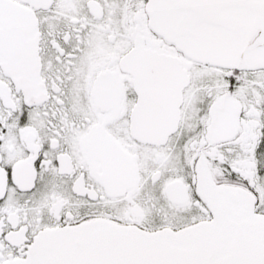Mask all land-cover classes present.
Masks as SVG:
<instances>
[{
    "label": "snow or ice",
    "instance_id": "6c2138e0",
    "mask_svg": "<svg viewBox=\"0 0 264 264\" xmlns=\"http://www.w3.org/2000/svg\"><path fill=\"white\" fill-rule=\"evenodd\" d=\"M0 264H264V0H0Z\"/></svg>",
    "mask_w": 264,
    "mask_h": 264
}]
</instances>
